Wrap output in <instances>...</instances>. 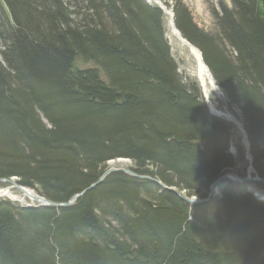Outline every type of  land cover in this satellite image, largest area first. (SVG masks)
<instances>
[{
    "label": "trees",
    "instance_id": "trees-1",
    "mask_svg": "<svg viewBox=\"0 0 264 264\" xmlns=\"http://www.w3.org/2000/svg\"><path fill=\"white\" fill-rule=\"evenodd\" d=\"M172 1L177 31L242 113L264 179V0L262 11L222 4L213 34ZM164 18L144 0H0V180L58 204L83 195L58 209L0 200V264H264V202L246 186L223 181L191 206L121 172L97 183L126 159L205 200L237 166L236 126L180 76Z\"/></svg>",
    "mask_w": 264,
    "mask_h": 264
},
{
    "label": "rangeland",
    "instance_id": "rangeland-1",
    "mask_svg": "<svg viewBox=\"0 0 264 264\" xmlns=\"http://www.w3.org/2000/svg\"><path fill=\"white\" fill-rule=\"evenodd\" d=\"M167 3L169 4V7L167 6ZM147 4H148V2H147ZM183 4L191 12L194 23L200 29H202L208 33L213 34V32L216 31V24H215L216 22H215V19H214L212 12L213 11L219 12L220 6L222 4L226 5V7L230 8L232 3H231V0H183ZM148 5L159 7L165 15V18L163 21L164 22L163 27L165 30V36H166V39L168 40V43L170 46L171 56L176 61L178 68H179V74L183 78V80L187 81V82H189V80H191L192 82L193 81L197 82V85L199 86V88L202 92L203 98L205 100V103H206L209 111H210L209 105H210V103H212L213 106L216 109H218V111H220L222 113H224L226 111L231 112L235 116V118L237 119L238 123L240 124V128H239V127H237L238 124L235 123L234 119H229V118L223 117L219 114H215V113L210 111L214 115L222 117L228 121L230 120L231 123H233L236 126V130L233 133L231 141H230L229 154L232 155L234 158H236L238 163L234 169L228 170V172L235 175V176L238 175L240 177H243L246 180L248 178H250L252 180H256V179H258V177L260 178V176H258L259 174L255 170L254 166H253L254 169L252 168L253 171H252L251 175H247V171H248L249 166L252 167L253 158H252L251 153H249L250 151L247 150L248 146H247V143L245 141L246 140V138H245V132L246 131L244 130V127H243V118H242L243 115H242V113L237 108L229 106L227 97L222 92H221L222 97H220L213 91V89L210 85H206V87H204L202 85L201 80H200V76H199V64L197 62L195 55L191 52L190 48L188 46H186L183 42H181L173 33L172 23L175 26V21H174L175 15L173 12L174 1H172V0H158V2H155V3L152 2V3H149ZM258 6H259L260 10L262 11V6H263L262 0H259ZM165 8H166V10H165ZM3 9L5 10V12L7 11L5 6H3ZM83 12L84 11H82L79 14L82 15ZM1 52H2V44L0 43V60H1ZM76 67L80 70H85V69H88V68H91L94 66L92 64L84 63L83 61L78 59L76 61ZM242 155H243V157H242ZM248 155H249V157H248ZM132 166H133V164L131 161L126 160V159H118L116 161H111L108 164V169L104 173L108 172L111 169L132 170ZM6 180H12V179H6ZM250 183L251 184H241V185L246 186L247 192L251 193L257 200L264 202V196L258 194V192H262L260 194H264V185L259 184V183H253V182H250ZM11 185L12 184L9 183L8 181L0 182V192H2V191L4 192L5 190L7 191V195H3L0 193V200H8L10 202H13V203L19 205L20 207L21 206L35 205L33 201H31L27 198H23L21 196V192L15 187H14L15 188L14 189L12 187L13 185L12 186ZM36 194H39V193L36 192ZM219 195H220V192L218 189L215 197H217ZM81 197H79V198H81ZM196 199H198V198H196Z\"/></svg>",
    "mask_w": 264,
    "mask_h": 264
},
{
    "label": "bare ground",
    "instance_id": "bare-ground-1",
    "mask_svg": "<svg viewBox=\"0 0 264 264\" xmlns=\"http://www.w3.org/2000/svg\"><path fill=\"white\" fill-rule=\"evenodd\" d=\"M148 3H152V2H158V0H146ZM165 10H166V8H165ZM167 12V11H166ZM172 27H173V33H174V35L181 41V42H183L186 46H188L189 48H190V50H191V52L195 55V57H196V59H197V62H198V64H199V76H200V80H201V83H202V85L204 86V87H206V85H210L211 87H212V89H213V91L218 95V96H220V97H222V95H221V90H220V88H218L217 87V85H216V82H215V80L213 79V77H212V75H211V73L209 72L210 70L208 69V67L205 65V63H204V61H203V57H202V54L200 53V51L198 50V49H196L194 46H192L188 41H186L185 39H183V37L181 36V34L177 31V29H176V27L173 25V23H172ZM223 93V92H222ZM210 111L211 112H213V113H215V114H219V115H221V116H223V117H226V118H229V119H234L235 120V123L236 124H238V126L237 127H239L240 128V124L238 123V121H237V119L235 118V116L231 113V112H229V111H226V112H224V113H222V112H220V111H218V109H216L214 106H213V104L212 103H210ZM227 110V109H226ZM230 121V120H229ZM231 122V121H230ZM242 130V129H241ZM245 138H246V143H247V146H248V148H247V150L248 151H250V144H249V141H248V137H247V134H246V132H245ZM246 145V144H245ZM250 153V152H249ZM248 157H249V155H248ZM254 169V167H253V164H252V167H250L249 166V168H248V173H252V171H253V169ZM116 170H118V169H116ZM123 171V172H122ZM118 172H120V171H116V172H114V173H118ZM126 172V173H125ZM129 172H133L132 170H126V169H121V173H124V174H127V175H130V176H132ZM114 173H111V174H114ZM134 173V172H133ZM110 174V175H111ZM228 177V179H224V180H221L220 182H219V184L214 188V192H215V194L213 195V197L212 198H210V200L211 199H213L215 196H216V192L218 191V187H219V185L223 182V181H231V182H233V183H235V181H237V176H235V175H233V174H231V173H226V174H224L222 177ZM132 177H135V178H138V179H140V180H150V181H152V180H154V181H156L157 182V184L158 185H160L161 186V184H160V182L159 181H157V180H155V179H153V178H151V177H149V176H141V175H138V174H134ZM222 177H220L217 181H219ZM106 178V177H105ZM144 178H147V179H144ZM105 180V179H104ZM260 183L259 184H264V182H262V181H264V179H261V178H259L258 177V179H257ZM6 181H8L9 183H10V180H6V179H1L0 180V182H6ZM216 181V182H217ZM153 182V181H152ZM159 182V183H158ZM215 182V183H216ZM155 183V182H154ZM215 183H214V185L212 186V188H211V190H210V195L208 196V198L207 199H205V200H208L207 202H209L210 200H209V197L211 196V191L213 190V187L215 186ZM235 184H238V183H235ZM243 184H249L248 182H243ZM163 185V184H162ZM12 186V185H11ZM20 187H22V188H24L25 190H27L28 191V193H31V194H34V193H36L34 190H32V189H30V188H26V187H23V186H21V185H19ZM164 186V185H163ZM13 188L15 187L14 185L12 186ZM162 187V186H161ZM16 188V187H15ZM14 188V189H15ZM18 189V188H17ZM20 192H21V196L23 197V198H27V199H29L30 200V197L28 196V195H26L22 190H20V189H18ZM5 192V193H4ZM2 191V192H0L1 194H3V195H7V191L5 190V191ZM262 193V192H261ZM9 194V193H8ZM44 198V197H43ZM46 199V198H45ZM47 200V199H46ZM47 201H49V200H47ZM49 202H51V201H49ZM206 202V203H207ZM54 203V202H53Z\"/></svg>",
    "mask_w": 264,
    "mask_h": 264
},
{
    "label": "water",
    "instance_id": "water-1",
    "mask_svg": "<svg viewBox=\"0 0 264 264\" xmlns=\"http://www.w3.org/2000/svg\"><path fill=\"white\" fill-rule=\"evenodd\" d=\"M116 171H120L121 172V170H116V169H111V170H109L108 172H106V173H104L103 174V176L98 180V184H100V183H102L103 181H104V179H105V177H107V176H109L111 173H114V172H116ZM123 172V171H122ZM126 173V172H125ZM132 176L135 174V173H133V172H129ZM144 179H147V178H144ZM224 179H228V177H222L219 181H217L216 183H215V186L213 187V190L211 191V196L209 197V200H210V198H212L213 197V195L215 194V192H214V188L219 184V182L221 181V180H224ZM153 182H155V183H157L156 181H154V180H152ZM242 182H248V183H250V182H259L257 179L256 180H252V179H250V178H248L247 180L246 179H242V180H237V181H235V183H242ZM262 182H264V181H262ZM10 183L12 184V185H14L16 188H18V189H20V190H22L26 195H28L29 197H30V199L37 205V207H46V208H54V209H58V208H66V207H69V206H71V205H73L78 199H79V197H81L82 196V194H79V195H75V196H73L72 197V199L68 202V203H66V204H58V203H53V202H49V201H47L45 198H43L42 196H40V195H37L36 193H34V194H31V193H28V191L27 190H25L24 188H22V187H20L19 186V183L18 182H15L14 180H10ZM159 183V182H158ZM161 184V183H160ZM161 186H162V188L164 189V190H171V191H173V192H175L183 201H185L187 204H189V205H191V206H194V205H199V204H204V203H206L208 200H200V199H196V198H187V197H185V196H183L182 194H180L179 192H177V191H175V190H173V189H169V188H167V187H165V186H163L162 184H161Z\"/></svg>",
    "mask_w": 264,
    "mask_h": 264
}]
</instances>
